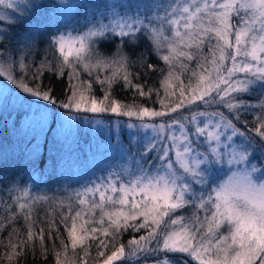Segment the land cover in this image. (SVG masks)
<instances>
[{"label":"snow or ice","instance_id":"1","mask_svg":"<svg viewBox=\"0 0 264 264\" xmlns=\"http://www.w3.org/2000/svg\"><path fill=\"white\" fill-rule=\"evenodd\" d=\"M0 82L35 141L25 174L0 169V264L61 225L82 255L61 240L55 264H264V0H0ZM81 120L108 129L86 158Z\"/></svg>","mask_w":264,"mask_h":264},{"label":"rangeland","instance_id":"2","mask_svg":"<svg viewBox=\"0 0 264 264\" xmlns=\"http://www.w3.org/2000/svg\"><path fill=\"white\" fill-rule=\"evenodd\" d=\"M43 2L47 3L48 0H43ZM67 3H81L85 2V0H65ZM84 15H88L89 11L85 9ZM73 13V9L71 10V14ZM54 16H58L59 13H53ZM26 95V94H25ZM21 103L24 104V108L21 109ZM47 105V102H41ZM49 113V123L52 127L56 125L52 122V116L55 114L58 116V111L53 109L52 107H48ZM27 112L28 114L31 113V109L28 107V100L21 97L18 93L14 85H11L10 82L3 83L0 82V136H6V134L11 135V146L7 145L3 141L0 142V160L4 167L9 170V173L21 172V174H25V168L28 164L30 150L32 147V143H35L32 140V136L29 132V126L24 118V113ZM92 115V114H89ZM103 115L104 119L107 121L109 117L115 120V116L113 114H98ZM123 119H127L126 117ZM75 124V122H72ZM80 132H79V139L78 143L75 144L73 147L76 152L80 153L82 157H87L89 154V150H104L107 147L105 143L108 139V129L103 125L93 126L87 124L81 120L80 124L78 125ZM27 133V134H26ZM48 140L49 142L52 139V133H48ZM123 143H128V136L127 130H123L120 136ZM43 140V137L41 138ZM115 139V137H113ZM29 141H32L30 143ZM48 143H45V155L44 158L47 163H51V161L47 160L49 156L48 152ZM2 148V149H1ZM3 150V151H2ZM9 151V155H7ZM43 153V154H44ZM6 155L9 158L6 159ZM43 168V164L39 166ZM28 175L31 176V181H34L36 184H39L40 187H44L42 183V177L37 179L40 181L38 183L35 178L40 174L39 169L36 172H28ZM224 174H221V178H223ZM75 187V185H73ZM114 264H123L122 261H115Z\"/></svg>","mask_w":264,"mask_h":264},{"label":"trees","instance_id":"3","mask_svg":"<svg viewBox=\"0 0 264 264\" xmlns=\"http://www.w3.org/2000/svg\"><path fill=\"white\" fill-rule=\"evenodd\" d=\"M84 10H85V8H73L72 14L79 13L80 16H82L84 14V12H83ZM49 15H53V13H49ZM41 19H42V17H40V16H34L30 20V23L35 24L38 21H40ZM141 47H143V44H141ZM44 83L46 85H48L49 87L53 86L52 82H50L47 78H45ZM55 87H56V93L55 94L58 95L60 92V89H61V87H63V85L57 84V85H55ZM99 94H100L99 89H97V95H99ZM251 95L258 96L259 92L252 93ZM115 96L122 101H130L131 100V93L123 90L122 88L116 89ZM244 98L248 99L249 97L246 96ZM153 99H155V97H153ZM141 102L147 103V105L150 107L154 106V107L159 108V104L152 105L150 102H147V101H141ZM252 102L255 103L256 101L253 100ZM52 108L54 109V107H52ZM248 119L249 120L252 119L251 115L248 116ZM2 141L4 143H6L7 145L11 146V135L6 134V136H0V142H2ZM44 151H45V148H44ZM7 155H9V151H8ZM7 155H6V159L9 158V156H7ZM43 155H45V153ZM0 169H3L5 172L9 173V170L4 167V162L2 164L1 160H0ZM39 177H40V174L35 178V180L37 181V179ZM37 182L40 183V181H37ZM40 216L43 217V211H41ZM58 219H59V217H57V220ZM21 223H23V221H21ZM93 226H95V225H93ZM39 227H44L45 229H47L48 226L46 224H38L37 230L39 229ZM60 232L62 233V236H61V238L56 239L55 243H53V241L48 240V239L45 240L44 247H46L48 249V254L46 256L41 255L42 248H41L39 241H37V247H36L35 255H33L30 251L29 254L27 255V258L23 259V264H55V252L61 251L63 253V244L61 243V240H63V242L65 244H68L67 257L69 260H71L73 257L77 256L78 254L82 255V252L79 248L77 249V251L75 253L71 249V245L67 240V232L65 231L63 225L60 226ZM3 235H4V237H7V232H5ZM132 235H133V233L131 231H128V232L124 233L123 235L117 237L114 246L107 249L106 254H111V251H114L116 249V247H118L119 244H121V243L127 244V241L129 240V238ZM5 242H7V241H5ZM88 251H89L90 257H91L89 259V264H96V261L94 258L96 257L97 249L95 248V246H92L88 249ZM3 252H4V248L0 247V255H2ZM62 258H63V255H62Z\"/></svg>","mask_w":264,"mask_h":264}]
</instances>
